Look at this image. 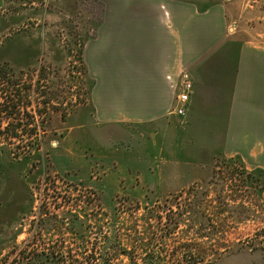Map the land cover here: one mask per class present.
I'll use <instances>...</instances> for the list:
<instances>
[{
	"label": "rangeland",
	"instance_id": "1",
	"mask_svg": "<svg viewBox=\"0 0 264 264\" xmlns=\"http://www.w3.org/2000/svg\"><path fill=\"white\" fill-rule=\"evenodd\" d=\"M4 2L0 64L22 71L24 87L39 82L40 92H26L0 130L10 139L0 141H11L0 148V203L8 213L0 264H24V249L78 245L86 251L75 254L79 263L94 254L98 264L112 238L111 264H264V173L237 159L179 161L165 141L132 146L130 125L94 120L83 53L103 3ZM227 2L231 31L264 41V0ZM8 124L22 126L7 131ZM72 216L82 224V244L69 228ZM56 218H65L60 230Z\"/></svg>",
	"mask_w": 264,
	"mask_h": 264
},
{
	"label": "crops",
	"instance_id": "2",
	"mask_svg": "<svg viewBox=\"0 0 264 264\" xmlns=\"http://www.w3.org/2000/svg\"><path fill=\"white\" fill-rule=\"evenodd\" d=\"M100 1L104 18L83 53L94 120L130 125L132 146L165 141L179 161L237 159L264 173V41L231 31V4ZM5 8L0 0V31ZM183 73L192 91L178 115Z\"/></svg>",
	"mask_w": 264,
	"mask_h": 264
},
{
	"label": "trees",
	"instance_id": "3",
	"mask_svg": "<svg viewBox=\"0 0 264 264\" xmlns=\"http://www.w3.org/2000/svg\"><path fill=\"white\" fill-rule=\"evenodd\" d=\"M21 76H23L22 71L16 72L13 67L7 65V64H0V130L2 128L3 120L5 118H10L13 115H17V108H20V105L23 100L26 99V92L32 91L35 93H39V82H37L35 85H28L27 87H24V85H21ZM41 79V78H40ZM39 79V80H40ZM3 115V116H2ZM7 116V117H6ZM22 126L21 124L16 125H10L8 124L6 130H14L18 127ZM0 137L7 138L4 135H0ZM15 139L18 137L15 136ZM10 140V139H9ZM6 142L11 141H0V148H3V144ZM7 144V143H6ZM11 144V143H10ZM65 218H56L55 223L58 224L56 227L57 230H60V228L63 226ZM54 222V221H53ZM51 219L47 221L46 224L53 223ZM45 221L41 222V225L44 226ZM45 224V225H46ZM78 225H82L77 217L72 216L70 221V230L71 233L75 236V241L79 240L80 244H82L83 235L82 232L79 230ZM177 225V224H175ZM174 225V227H175ZM165 229L166 234H171V231L173 229H170L168 226H166ZM115 238V237H114ZM113 239V238H112ZM112 239H109L107 242L108 246L102 251V253L98 256L97 260H99L98 264H111L110 263V254L114 251V242ZM113 242V243H112ZM79 245L77 247V250L68 249L66 251L62 250V247H53L51 251H45L42 252H29L24 249L23 251H19V254L21 256V259L25 261L24 264H81L76 259L77 252H79ZM116 250V249H115ZM125 252V251H123ZM81 255H86V251L79 252ZM127 253H124L126 255ZM84 264H95V255L90 254L86 257H83ZM16 263V262H15ZM83 264V263H82Z\"/></svg>",
	"mask_w": 264,
	"mask_h": 264
},
{
	"label": "built area",
	"instance_id": "4",
	"mask_svg": "<svg viewBox=\"0 0 264 264\" xmlns=\"http://www.w3.org/2000/svg\"><path fill=\"white\" fill-rule=\"evenodd\" d=\"M181 80H182L183 92L178 96L179 106L176 108V113L178 115H184L185 105L188 102L189 95L192 91V83H191L190 77L187 73H183L181 75Z\"/></svg>",
	"mask_w": 264,
	"mask_h": 264
}]
</instances>
